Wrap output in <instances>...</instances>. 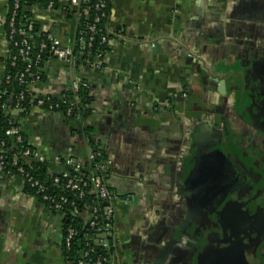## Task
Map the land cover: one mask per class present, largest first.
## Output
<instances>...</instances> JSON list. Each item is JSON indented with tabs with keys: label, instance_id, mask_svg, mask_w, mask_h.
Here are the masks:
<instances>
[{
	"label": "crops",
	"instance_id": "obj_1",
	"mask_svg": "<svg viewBox=\"0 0 264 264\" xmlns=\"http://www.w3.org/2000/svg\"><path fill=\"white\" fill-rule=\"evenodd\" d=\"M110 7L103 57L77 67L49 58L30 89L33 98L57 101L81 80L88 113L67 118L31 106L15 114L11 97V116L49 177L67 171L66 160L88 175L95 149L102 152L107 187L130 197L115 210V264H247L242 252L223 248L226 235L212 220L199 218L227 198L241 172L264 176V131L255 127H264V0H110ZM75 10L36 4L32 20L49 39L73 44ZM6 13L0 0V86ZM231 205L218 218L224 232ZM66 224L19 176L2 175L0 264H72Z\"/></svg>",
	"mask_w": 264,
	"mask_h": 264
},
{
	"label": "built area",
	"instance_id": "obj_2",
	"mask_svg": "<svg viewBox=\"0 0 264 264\" xmlns=\"http://www.w3.org/2000/svg\"><path fill=\"white\" fill-rule=\"evenodd\" d=\"M88 0H48L47 9L51 10L56 5H64L66 8H71L72 6L76 7L74 11L77 21V31L80 24V21L84 16L87 15V10L91 9L96 14L86 25L85 32L79 31L78 35L73 42V44L68 43H60L54 41L52 39L47 40V42H42L39 45L38 53H33V46L30 43V39L32 38L31 32L32 27L28 26L27 29L16 28L15 27V11L18 9L19 2L16 0L13 3L12 12L10 14L9 19L5 18L4 23L8 25V32L6 38L7 43V56L10 55L9 62L7 67L10 69L15 68L17 62H22L24 68L20 70L16 75H12L9 70H6L5 76L3 79L4 84H9L11 82H16L19 87L23 88L16 97V105L19 107V104L24 100L26 94L32 93L30 91L31 88L36 86L42 81L43 73L41 65V57L40 54L47 50L50 58L55 59L61 63L66 65L76 66L80 61V55L83 53H79V56L76 57L75 49H90L92 46V42L95 39V36H99L100 44L107 45V36L103 35L101 29L98 28L100 23L104 18H106V8L107 2L106 0H93V5L89 8H82ZM18 35L20 37H18ZM85 37V38H84ZM82 51V50H81ZM30 76V79H27V76ZM81 87H87V84L81 80H77L73 82L71 86V93L73 94V101L67 102L65 97L55 101L51 100L47 97H35L33 100L34 106L40 109L46 108L47 111L54 112L59 110L61 107L66 106V116H70L74 109L78 107V100L76 98L77 93ZM30 91V93H29ZM6 94V91H4ZM31 95V94H30ZM185 96V95H184ZM7 136H16L17 142H21V137L19 136V130L16 128H11L6 131ZM3 143H0V148H2ZM1 152V151H0ZM31 153L29 150H25L23 152V157H29ZM101 153L95 152L92 155V160L95 158L100 159V164L96 165L93 170L90 169V175L87 179L91 183L93 192L96 198V205H93L89 210L85 211L88 214L90 212V216L88 215L86 220H89L90 228L94 229L98 225V220H101L102 226L98 231V235L103 236L96 240H93L96 246L102 248H109V242H112V248L119 249V240L115 235V210L118 203H128L130 201V197L128 195H118L109 190L105 183L106 175L108 174V164L105 161L104 157H100ZM2 156H0V178L3 175V160ZM32 159L37 163H43V158L39 156L37 153H32ZM66 166L69 169H79V165L73 162L72 160L65 161ZM12 166L17 168L18 176L23 180L24 184H27L31 190H33L34 195L37 196L41 202L49 209L58 213H63L65 208H71V215L77 216L79 212L75 206L74 201L68 200L65 195H54L48 192V187L46 183L35 180L30 174L26 173L24 169L18 166L17 159L15 158L12 162ZM68 171L62 172L59 175L52 176V183L54 185H58L60 183L64 184L66 190L76 193L77 197L82 199L85 196L83 188L87 184L85 181L71 178ZM105 172V173H104ZM104 173L105 175H100ZM82 177H86V175H82ZM84 213V214H85ZM75 236L74 229L69 225L64 234V249H65V259L71 262L70 257L68 256V252L70 250V244ZM96 236V237H97ZM89 251L92 252V248H89L87 252H84L82 257L79 258L76 262H71L72 264H107L108 260L101 255H98L94 260L88 259ZM114 256H112L113 261ZM115 264V262H113Z\"/></svg>",
	"mask_w": 264,
	"mask_h": 264
},
{
	"label": "trees",
	"instance_id": "obj_3",
	"mask_svg": "<svg viewBox=\"0 0 264 264\" xmlns=\"http://www.w3.org/2000/svg\"><path fill=\"white\" fill-rule=\"evenodd\" d=\"M16 0H7V13L5 18L8 20L10 17V14L12 12V6L13 3ZM19 2L18 9L15 11L16 17H15V27L16 28H22L27 29L28 26L32 27V38L29 40L31 45L33 46V53H38L39 45L42 42H47L48 37L46 34L39 31L38 27L35 25V22L32 20V9L36 4H42L43 7H47L48 0H17ZM107 2V8H106V18L102 20L100 25L98 26L99 29H101L103 35H106L105 32V24L109 17L111 7H110V0H106ZM93 5V0H88L84 5H82V8L86 9ZM68 13L71 14V10H68ZM75 13V12H74ZM73 13V14H74ZM96 15L93 10L88 9L87 15L82 17L78 31L85 32L86 25L91 22V19ZM4 34L7 36L8 32V25L7 23H4ZM80 33V32H79ZM18 37H20L18 35ZM85 38V37H84ZM82 50V51H81ZM75 49V55L76 57L79 56V53H83V55H80V61L77 63L76 67L79 66L78 64H84L87 61L94 62L98 58H102L105 51H106V45L100 44L99 36H95L94 41L92 42V46L90 49L84 48V49ZM41 57V65L45 63L47 59L50 58V55L48 54V51L45 50L40 54ZM10 59V55L7 56L6 64H8ZM24 68V65L22 62H17L15 68H12L9 70L8 67H6V70H9V72L12 75H16L20 70ZM27 79H30V76H27ZM4 91H6V94H4ZM21 91H23L22 87H19L16 82H11L9 84H4L2 82L0 86V143H3L2 148H0V156H2L3 160V175L7 176H18L17 174V168L12 166L13 160L16 158L18 162V166L22 167L24 171L28 174H30L35 180L41 181L46 183L48 187V192L54 195H65L68 200L74 201L75 206L79 212V215L73 216L71 215V208H65L63 211V215L65 216V219L67 221V224L64 227L63 231V240H64V234L66 228L70 225L74 231L75 236L73 237L71 244H70V250L68 252V256L70 257L71 262H76L79 258L82 257L84 252H87L89 248H92V252L89 251L88 253V259L94 260L98 255H101L102 257H105L108 260L107 264H113V262H116L119 258V249L112 248V242H109V248H102L99 246H96L94 243V239L96 238L98 231L101 229L102 222L101 220H98V225L92 229L89 225V220L82 219L83 214L85 211L89 208H91L93 205H96V198L95 194L93 192V188L91 183L88 181V177L90 175H86V177H82V174L84 171L82 170V167H79V169H68L67 173L71 178H76L85 181L87 184L83 188V191L85 193V196L80 199L77 197L76 193L70 192L65 189L64 184L60 183L58 185H54L52 183V178L47 175L46 169L44 168L45 163H37L32 159V153H35L36 151L31 147V145L28 142L27 136L25 132L22 130L21 124L15 119H12L10 108H9V99L11 97H16ZM30 93V91H29ZM31 94V95H30ZM26 94L24 97V100L19 104V111H23V113H26L29 111L31 106H34L35 100H33V93ZM77 102L78 107H76L73 111V113L70 116H66V106L61 107L59 110H56L54 112L61 113V115L66 116L67 118H82L84 117L88 111H89V99L87 95V87H81L77 93ZM65 99L67 102L73 101V94L70 92L65 95ZM14 104L13 101H11L10 106ZM43 110H46L44 108ZM47 111V110H46ZM24 115H22L23 117ZM16 128L19 130V136L21 137V142H17L16 136H7L6 131ZM25 150H29L31 155L29 157H23V152ZM95 152L101 153L100 150L95 149ZM100 156V157H101ZM105 159V158H104ZM100 164V159L95 158L92 165H90L91 170L95 168L96 165ZM65 172V171H64ZM105 173V172H104ZM104 173L100 174L105 175ZM25 188L29 190L30 192H33L29 188L27 184H24ZM87 210V211H88ZM88 215L90 216V212H88ZM64 247V243H63ZM65 250V249H64ZM112 256H114L113 261Z\"/></svg>",
	"mask_w": 264,
	"mask_h": 264
},
{
	"label": "flooded vegetation",
	"instance_id": "obj_4",
	"mask_svg": "<svg viewBox=\"0 0 264 264\" xmlns=\"http://www.w3.org/2000/svg\"><path fill=\"white\" fill-rule=\"evenodd\" d=\"M187 97V94L183 96L184 99ZM255 127L264 131V127L259 124L255 123ZM240 172L236 171V173ZM246 175L242 176V172L238 174L236 177L238 184L230 185L228 199L217 197L220 200L215 199L204 211L206 214L201 213L199 220H212L211 227L221 237L226 235L224 240L221 239L220 244L226 242L227 245L223 248L230 249L233 257L235 253L242 252L247 264H264V185L262 184L264 176L253 177L249 172ZM215 181L218 183L217 177ZM256 185L258 189L254 191ZM218 187L219 183L216 188ZM229 204L232 205L225 212L230 220L227 223L229 230L224 232L218 218ZM202 225L208 226L207 223ZM217 247L221 250L219 245ZM228 261L231 264H238L234 258Z\"/></svg>",
	"mask_w": 264,
	"mask_h": 264
},
{
	"label": "water",
	"instance_id": "obj_5",
	"mask_svg": "<svg viewBox=\"0 0 264 264\" xmlns=\"http://www.w3.org/2000/svg\"><path fill=\"white\" fill-rule=\"evenodd\" d=\"M156 48H157V47H156ZM20 112H21V111L17 110V111H15L14 113L16 114V113H20ZM12 119L15 120L16 117L14 116V117H12ZM100 238H103V236H101Z\"/></svg>",
	"mask_w": 264,
	"mask_h": 264
}]
</instances>
